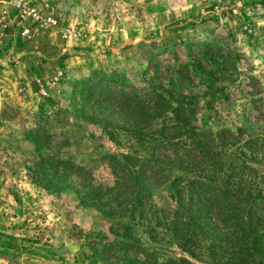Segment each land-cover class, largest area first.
Here are the masks:
<instances>
[{"label":"rangeland","instance_id":"374dc122","mask_svg":"<svg viewBox=\"0 0 264 264\" xmlns=\"http://www.w3.org/2000/svg\"><path fill=\"white\" fill-rule=\"evenodd\" d=\"M148 86L197 109L190 127L207 137L204 151L218 163L242 160L229 183L243 173L233 188L264 210V0H0V228L9 229L0 240L27 243L36 264H134L133 250L105 251L120 240L158 257L225 262V253L196 259L174 244L170 182L192 174L168 162L131 166L172 149L156 145L174 134L170 117L149 121L124 95ZM50 154L83 162L92 180L82 186L49 167L41 183L32 165ZM91 182L108 188L81 199ZM206 216L210 232H224L216 202ZM252 229L261 237L251 261L264 264V221Z\"/></svg>","mask_w":264,"mask_h":264},{"label":"trees","instance_id":"16d2710c","mask_svg":"<svg viewBox=\"0 0 264 264\" xmlns=\"http://www.w3.org/2000/svg\"><path fill=\"white\" fill-rule=\"evenodd\" d=\"M207 70V68H201V70H196V72L207 76ZM101 79H103L101 81L106 80L105 78ZM120 83L123 85L122 82ZM91 87H93V84H91ZM92 89L94 90L95 88ZM124 93V91L120 92V94ZM124 95L136 100L135 103L141 109L147 111L144 115L148 114L149 121L160 117H170L171 124L169 126L174 131L172 137L160 136L162 139L156 144L164 145L170 143L172 146L171 152L163 155V160L157 159V155L155 160H150L152 158H149V156L144 158L137 157V161L131 166L135 167L138 164V167L142 168L146 162L161 166L168 162L174 168L180 171L187 170L186 172L192 174L188 179L180 175L176 176L170 182L172 204L167 209L171 216L169 224L173 232L174 244L196 259L201 258V255L205 252L210 251L214 255H216V252L225 253L223 255L225 262H220L219 264H253L254 261H251V258L255 252L252 250L254 247L251 248L250 245L256 246L261 236L257 230L252 229V226H259L260 222L264 221V210L259 211L262 206L257 204L253 197L250 199L244 196V198L233 188L235 187V185L232 186L233 183L242 184L243 173L240 175L237 172L234 182L229 183L233 178L231 172L242 171L246 168L242 160L239 159L236 162L223 160V163H218V156L204 151L203 147L207 137L202 135L204 132L190 127V117L196 113L197 109L195 108V111L194 109H189L183 100H175L173 92L166 90L163 86H148L140 93L132 92ZM143 128L136 129V131H141ZM182 135H184V139L178 138L176 140L177 137ZM187 139H190L189 143H187ZM153 152L152 150L151 156L155 157ZM123 156L127 160H129L128 158L135 159L132 156L130 157L129 154H123ZM125 163L128 164L129 161ZM225 163H228V165L223 171L215 169V166L225 167ZM49 167L54 175L57 170V172L70 174L78 180H82V186L85 182L91 181L93 177L91 170L87 169L83 162L78 163L68 158L63 159L56 154L38 157L32 165V168L36 170V174L33 175L40 177L42 179L41 183H44V181L50 180L47 178ZM218 171L226 172L225 179L215 182L209 174ZM113 177L116 180L115 184L122 178L116 174H113ZM33 179L32 177V181ZM50 185V183L46 184L47 187H50ZM91 185L92 190L84 192L80 196L81 199L91 198L96 200L98 199L96 196L108 188V186L95 185L92 182ZM93 192H97L98 195ZM137 201L140 203V198ZM215 202L217 204L218 219L224 228V232L219 234L210 232L211 229H208V226L206 228V220L208 219L206 211L211 210ZM124 203L127 202L115 201V206L123 207ZM110 214L108 216H111ZM235 223L236 227L233 229L228 227V224L235 225ZM211 235L212 242L208 244L204 240L211 237ZM262 237H264V234H262ZM219 238L221 239L219 240ZM216 245L221 246L225 251L212 250L211 248ZM103 246L105 251H135L137 258L135 257L136 262H133L134 264H194L187 257H158L155 252L149 253L146 251L143 244H132L129 241L120 240L119 242L104 244ZM263 253L261 255H264ZM143 255L144 258H142ZM258 255L260 254L258 253Z\"/></svg>","mask_w":264,"mask_h":264},{"label":"crops","instance_id":"0c3cea01","mask_svg":"<svg viewBox=\"0 0 264 264\" xmlns=\"http://www.w3.org/2000/svg\"><path fill=\"white\" fill-rule=\"evenodd\" d=\"M2 217L0 215V218ZM1 231L9 232V229L0 228V234H2ZM0 249L2 252L0 253V264H36L38 262L37 258L29 259L27 243L21 240L17 241V244L0 240Z\"/></svg>","mask_w":264,"mask_h":264},{"label":"built area","instance_id":"2783aa9c","mask_svg":"<svg viewBox=\"0 0 264 264\" xmlns=\"http://www.w3.org/2000/svg\"><path fill=\"white\" fill-rule=\"evenodd\" d=\"M24 11L26 12H32L33 13V16L37 19V20H40V21H44V20H50V18H46V17H42L40 16V14L37 12V11H31V9H28V8H25ZM29 32V29L28 28H24V33H28Z\"/></svg>","mask_w":264,"mask_h":264}]
</instances>
